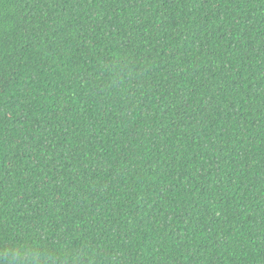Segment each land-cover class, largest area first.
I'll list each match as a JSON object with an SVG mask.
<instances>
[{
  "label": "trees",
  "instance_id": "trees-1",
  "mask_svg": "<svg viewBox=\"0 0 264 264\" xmlns=\"http://www.w3.org/2000/svg\"><path fill=\"white\" fill-rule=\"evenodd\" d=\"M264 264V0H0V264Z\"/></svg>",
  "mask_w": 264,
  "mask_h": 264
},
{
  "label": "clouds",
  "instance_id": "clouds-1",
  "mask_svg": "<svg viewBox=\"0 0 264 264\" xmlns=\"http://www.w3.org/2000/svg\"><path fill=\"white\" fill-rule=\"evenodd\" d=\"M4 257L11 264H40V254L36 249L30 247L9 246L4 252Z\"/></svg>",
  "mask_w": 264,
  "mask_h": 264
}]
</instances>
